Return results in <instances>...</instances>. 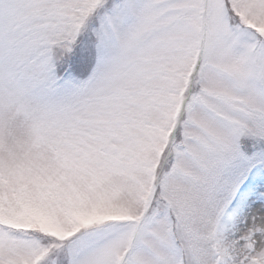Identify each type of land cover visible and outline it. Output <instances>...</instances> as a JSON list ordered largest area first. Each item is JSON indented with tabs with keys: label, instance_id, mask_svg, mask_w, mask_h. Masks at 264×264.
<instances>
[{
	"label": "snow or ice",
	"instance_id": "snow-or-ice-1",
	"mask_svg": "<svg viewBox=\"0 0 264 264\" xmlns=\"http://www.w3.org/2000/svg\"><path fill=\"white\" fill-rule=\"evenodd\" d=\"M0 264H264V0H0Z\"/></svg>",
	"mask_w": 264,
	"mask_h": 264
}]
</instances>
